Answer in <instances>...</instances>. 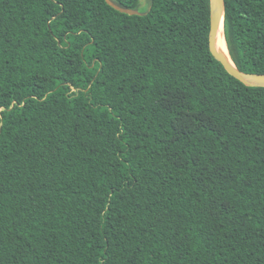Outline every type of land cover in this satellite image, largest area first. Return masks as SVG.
<instances>
[{"label":"trees","instance_id":"16d2710c","mask_svg":"<svg viewBox=\"0 0 264 264\" xmlns=\"http://www.w3.org/2000/svg\"><path fill=\"white\" fill-rule=\"evenodd\" d=\"M0 0V264H264V86L211 0ZM225 37L264 74V0Z\"/></svg>","mask_w":264,"mask_h":264},{"label":"water","instance_id":"95a60500","mask_svg":"<svg viewBox=\"0 0 264 264\" xmlns=\"http://www.w3.org/2000/svg\"><path fill=\"white\" fill-rule=\"evenodd\" d=\"M115 9L131 15L141 14L139 9L127 8L114 0H106ZM226 0H211L210 49L213 55L225 66L227 71L249 86H264V74L244 72L238 68L232 57H228L217 45L220 29L225 27ZM225 29V28H224Z\"/></svg>","mask_w":264,"mask_h":264},{"label":"bare ground","instance_id":"6f19581e","mask_svg":"<svg viewBox=\"0 0 264 264\" xmlns=\"http://www.w3.org/2000/svg\"><path fill=\"white\" fill-rule=\"evenodd\" d=\"M217 45L221 51H223L228 57H231L230 52H229V48L227 46L223 25L220 29V32H219V35L217 38Z\"/></svg>","mask_w":264,"mask_h":264}]
</instances>
